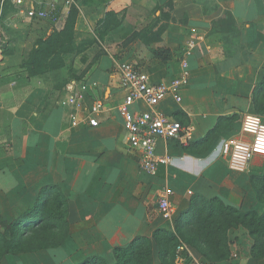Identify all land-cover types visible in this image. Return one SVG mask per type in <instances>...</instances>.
Listing matches in <instances>:
<instances>
[{
	"label": "crops",
	"instance_id": "crops-1",
	"mask_svg": "<svg viewBox=\"0 0 264 264\" xmlns=\"http://www.w3.org/2000/svg\"><path fill=\"white\" fill-rule=\"evenodd\" d=\"M22 1L0 0V221L34 216L52 191H42L48 186L59 189L66 205L52 227L59 237L36 250L7 253L1 264H77L93 256L113 264L114 248L151 238L158 228L173 230L177 218L188 221L192 198L264 211L250 182L253 174L264 173V160L236 172L221 155V142L240 135L243 115L255 113L253 91L264 79V0H73L76 31L93 33L108 11L121 19L108 33L113 52L102 53L95 43L69 65L31 78L19 68L22 60L38 40L64 27L72 7L65 0ZM29 7L48 10L55 20H33L25 12ZM192 34L197 37L187 53ZM136 35L142 39L129 42ZM183 60L190 78L179 91L181 100L169 95L156 108L193 126V138L187 144L158 138V154L171 161L148 174L126 151L117 109L125 91L115 65L131 62L156 83L177 77ZM82 80L90 86L80 121L72 126L73 109L60 101L73 81ZM94 98L104 106L96 115L99 124L90 126L84 117ZM149 109L142 102L132 106ZM164 193L175 207L169 220L158 209ZM227 238L230 257L211 264H264V257L251 256L252 239L244 227L229 229ZM184 245L186 260H207ZM152 250L148 264H161L155 245Z\"/></svg>",
	"mask_w": 264,
	"mask_h": 264
},
{
	"label": "trees",
	"instance_id": "trees-1",
	"mask_svg": "<svg viewBox=\"0 0 264 264\" xmlns=\"http://www.w3.org/2000/svg\"><path fill=\"white\" fill-rule=\"evenodd\" d=\"M74 15L72 7L64 27L53 29L47 37L38 40L29 55L22 60L19 68L26 73L27 78L39 77L63 67L67 55L84 53L121 21L113 12H106L105 17L97 23V36L86 37L76 44ZM252 107L256 113L264 112V79L253 91ZM250 182L257 198L264 200V173L253 174ZM46 190L53 192L40 204L39 209L36 208L33 217L26 218L29 223L33 219L32 226L26 223L20 230L23 220L0 221V264L7 253L17 254L46 245V242L40 243L30 249L21 246L23 235L26 236L30 228L52 229L55 222L64 216L65 197L58 188L48 186L42 191ZM188 209L192 214L191 218L184 222L177 218L173 230L158 228L154 230L151 238L136 237L127 246L114 248L113 264H148L154 245L161 264H176L175 249L180 243L194 246L210 262L228 259L231 250L227 232L238 226L244 227L252 239L251 256L255 259L264 257V211H241L218 198H192ZM188 230H193L194 235H188ZM77 264L107 263L104 258L93 256Z\"/></svg>",
	"mask_w": 264,
	"mask_h": 264
},
{
	"label": "built area",
	"instance_id": "built-area-1",
	"mask_svg": "<svg viewBox=\"0 0 264 264\" xmlns=\"http://www.w3.org/2000/svg\"><path fill=\"white\" fill-rule=\"evenodd\" d=\"M15 4L22 5L23 1L15 0ZM64 4L69 8L73 0H65ZM25 12L33 20L48 17L55 20L54 16H50L49 11L45 9L29 7ZM196 37L192 34L187 40V53L194 47ZM115 68L119 72L121 88L125 91L117 109L126 132V151L137 156L138 165L142 171L154 175L160 164L171 161L170 156L158 154V138L178 139L182 144L189 143L193 138V126L184 125L156 108L169 95H173L176 101L181 100L179 91L189 83L190 78L187 61L183 60L181 73L169 82H152L146 72L131 62H118ZM71 85L70 94L62 99L60 104L73 109L69 115L70 122L72 126H76L80 121L78 111L84 107L85 94L90 85L84 80L73 81ZM136 102H142L150 109L134 111L132 106ZM103 106L104 103L100 98L93 99L84 117L90 126L99 124L96 115L102 111ZM221 155L230 170L248 171L254 156H264V119L259 114H244L241 120V134L228 137L221 142ZM158 209L164 219L173 218L175 207L170 202L168 194L164 193L159 197ZM175 256L176 260L185 261L188 264H211L207 260H186L184 243L176 247Z\"/></svg>",
	"mask_w": 264,
	"mask_h": 264
},
{
	"label": "rangeland",
	"instance_id": "rangeland-1",
	"mask_svg": "<svg viewBox=\"0 0 264 264\" xmlns=\"http://www.w3.org/2000/svg\"><path fill=\"white\" fill-rule=\"evenodd\" d=\"M73 7V6H72ZM110 12V11H109ZM73 21H74V23H75V18L73 19ZM97 27V26H96ZM110 31V30H109ZM109 31L107 32V34L101 39V40H97V42H96V44L97 45H99L100 47H101V52L102 53H109V52H113V51H111V49H110V47H108L107 46V44L110 42V40L109 39H107L108 38V33H109ZM157 32V31H156ZM143 34H144V32H143ZM96 37L97 36V31L95 30L93 33H91V34H89V33H82V32H80V31H76L75 30V38H74V40H75V43L77 44L80 40H82V39H84V38H86V37ZM142 35H136V36H132V38H130V40H129V42H131L132 40H135V39H138V40H140V39H142V37H141ZM151 36H154V33H152L151 34ZM143 38H144V36H143ZM115 41V40H114ZM113 40H112V42H114ZM121 44H125L124 43V41H121ZM110 51H109V50ZM74 56L73 55H67L66 57H65V65L64 66H66V65H69L70 64V62H71V60H72V58H73ZM63 66V67H64ZM69 68H70V66H69ZM68 68V69H69ZM68 72L70 73V71L68 70ZM251 112H255V110L254 109H252V111ZM256 113V112H255ZM263 119H264V112L262 113V114H260V113H258ZM262 160H264V158H258V157H253V160H252V162H251V164H250V168L252 169V165H253V162H254V165L253 166H255V164L256 165H261L262 164ZM255 171L257 170V169H254ZM253 171V170H252ZM254 171V172H255ZM257 173V172H256ZM40 204H41V201L39 202V206H37V209H39L40 208ZM36 209V210H37ZM31 217H33V215H31ZM27 219H23V222H22V225H20V230H21V228L26 224V223H29V222H27L26 221ZM30 221V225H31V223L33 222V219H31V220H29ZM32 226V225H31ZM60 236V231H57V232H55L54 230H52L51 228H48V229H44V230H41L40 228H30L29 229V232H28V234L26 235V236H24L23 235V238L24 239H22V243H21V246L22 247H24V248H31V247H34V246H37L38 244H40V243H42V244H44L45 243V240H51V239H55V238H57V237H59ZM208 260V259H207ZM150 261V260H149ZM209 261V260H208ZM210 262V261H209Z\"/></svg>",
	"mask_w": 264,
	"mask_h": 264
}]
</instances>
